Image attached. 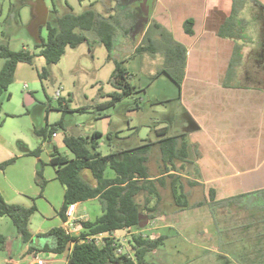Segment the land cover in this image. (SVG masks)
I'll list each match as a JSON object with an SVG mask.
<instances>
[{"label": "rangeland", "instance_id": "1", "mask_svg": "<svg viewBox=\"0 0 264 264\" xmlns=\"http://www.w3.org/2000/svg\"><path fill=\"white\" fill-rule=\"evenodd\" d=\"M152 3L153 0H84L81 3L77 0H0V46L5 45L11 51L28 50L34 55L32 64H17L13 82L0 96V141L4 142L0 145V157L15 159L10 166L0 170L1 176L10 178L15 187H20L16 181L23 179L19 172L23 171L28 158L24 150L40 148L41 139L34 134V130L44 128L46 124L50 126L62 121L66 130H58L57 137L51 138L40 150L43 171L46 168L51 172L53 168L47 164V160L53 145L58 154L72 158L63 145L65 133L86 137L94 130L104 132L102 138L97 139L101 154L115 153L149 142L152 143L150 157H157L158 147L155 144L159 137L155 128L167 126L168 135L180 131L178 124L181 121L185 124V120L178 104V87L166 76L148 84L149 75L157 69L156 63L149 60L147 65L140 66L138 55L126 58L148 21ZM86 10H94L104 16L117 15L119 18L121 25L115 36L113 51L110 52L111 60L107 61V51L93 33L86 31L82 33L86 42L75 48L67 47L57 64L47 65L38 56L39 49L34 46L39 37L46 41V25L57 28L59 17L68 13L78 15ZM3 62L0 57V69ZM115 62L131 74L129 83L134 87V92L113 106L99 110L97 107L109 101L107 94L114 90L108 79ZM43 69L48 70L47 77L40 76ZM24 85L26 88H23ZM58 87L62 88V104H67L70 111L59 109V103L53 97ZM27 94L32 99L29 102L26 100ZM127 124L133 127L130 131ZM107 174L113 176L109 169ZM85 177L91 180L88 173ZM202 198L201 191L194 192L189 202ZM261 198L260 201L264 200ZM29 199L31 201L22 196L13 200V204L24 206L38 200ZM83 205L86 207L84 214L87 213L90 219L100 215L98 202H84L81 207ZM214 209V236L202 234L200 220L192 225L180 226L179 234L168 229L161 230L159 233L168 238L158 247L156 255H146V264H264V223H257L249 208L240 210L230 204ZM78 214H83L81 208ZM197 217L202 218L195 214ZM43 220L37 209L30 218L29 229L34 231L44 223ZM0 234L9 237L13 243V263L27 264L29 254L19 256V250L24 253L30 243L25 244L20 240L6 216L0 217ZM0 256H3V252H0ZM40 257H43V253L31 256Z\"/></svg>", "mask_w": 264, "mask_h": 264}, {"label": "crops", "instance_id": "2", "mask_svg": "<svg viewBox=\"0 0 264 264\" xmlns=\"http://www.w3.org/2000/svg\"><path fill=\"white\" fill-rule=\"evenodd\" d=\"M149 14L148 21L133 42L126 58L136 56L135 49L153 20L171 35L173 41L184 48V63H179L180 87L177 94L185 124L179 122L180 131L170 136H183L186 158L164 162L157 144V157H150L149 150L146 162L149 180L155 181L163 177V185L154 184L160 195L158 202L148 192L140 194L138 202L142 205L148 200L146 206L150 208L156 205L157 211L153 212L151 221L135 230L144 237L154 239L161 236L165 241L168 236L159 233L161 230L168 229L179 234L180 226L202 221V234L214 236L215 218L211 211L207 205L196 207L193 204L207 199L209 192H212L214 200L219 201L264 190V0H153ZM188 20L192 22L191 34L184 30V23ZM235 45H240L241 59L239 65L231 70L229 67ZM175 49L172 47L165 52L175 56L178 54ZM149 60L156 63L157 69L149 75L148 84L165 76L159 75L151 79L163 64L175 63L177 67L178 63V58L175 57L157 55L151 58L148 55H139L140 66L147 65ZM130 77L127 70L128 81ZM26 100H32L29 94L26 95ZM103 104L97 108L103 110ZM127 128L130 131L133 127L127 124ZM163 129L168 135L167 126L155 128L159 139L163 137L159 135ZM94 132L101 134L99 138L104 135V132L94 130L86 137L89 138ZM56 137L57 134L52 138ZM0 142L2 146L3 140ZM44 144L40 145V150ZM54 150L55 145L49 151L47 164ZM28 151L31 149L24 150L26 154ZM27 155L23 171L19 172L23 179L16 181L20 187H15L10 178L0 175V194L6 202L13 204V200L22 196L27 201H31L29 198H38L34 205L44 218V223L34 231L29 229L34 239L29 242L30 246H26L24 253L19 250V256L28 253L29 248L39 250L43 246L53 247L51 238L37 237V234L52 227H61L62 222L58 212L64 190L56 179L55 169L52 167V172L44 169L46 184L40 194V189L34 182V174L41 156ZM5 158L0 157V162L5 161ZM170 174L175 175V178L168 176ZM105 176L111 178L114 174L109 176L106 171ZM173 184L177 195L181 187L187 196L188 205L194 207L179 208V202L175 203L171 194ZM199 191L203 198L189 202V197ZM92 202L97 201H85ZM82 203L84 202L75 203L76 215H79L81 208V215H86V220L93 221L87 213L84 214L86 207H81ZM30 205L29 203L24 206ZM195 214L202 218H195ZM5 237L0 264H14L13 243L9 237ZM158 247L150 253L156 255ZM204 248L208 249L206 246ZM32 254H29L27 264H36V260L31 258ZM40 258L46 264H66V254L47 252Z\"/></svg>", "mask_w": 264, "mask_h": 264}, {"label": "trees", "instance_id": "3", "mask_svg": "<svg viewBox=\"0 0 264 264\" xmlns=\"http://www.w3.org/2000/svg\"><path fill=\"white\" fill-rule=\"evenodd\" d=\"M77 1L81 3L84 0ZM69 9L71 10L70 7ZM191 23L190 20L184 23V30L188 34L192 33ZM120 25L117 15L104 16L94 10H86L78 15L68 13L57 19V28L47 24L46 41L39 37V41L34 46L39 49L38 56L42 57L47 65L57 64L67 47L75 48L86 42V38L82 33L87 31L92 32L95 39L104 46L108 54L106 59L110 61V52L113 51L115 36ZM172 47L178 50V54L175 56L165 52L166 49ZM239 49L240 45H235L229 67L231 70H234L240 63ZM134 53L138 56L148 55L151 58L157 55L178 58L177 67L175 63L173 65L165 63L152 75L151 79H155L159 75H165L174 82L179 90V63L180 61L184 63L185 50L180 44L172 40L171 35L161 25L154 20L151 21ZM33 56L28 50L11 51L5 45L0 46V57L4 60L0 69V96L13 82L17 64H32ZM48 74V70L43 69L40 76L47 77ZM108 83L114 90L108 94L110 99L103 104L104 109L111 107L117 101L130 96L134 92V87L127 79V70L117 62H115ZM9 97L10 94L7 95L8 99ZM57 101L60 110L70 111L67 104H62L61 98ZM58 130L66 131L62 121L50 126L46 124L44 128L34 130V134L40 137L42 144L49 142L50 138L53 137L52 135H56ZM166 134L165 129L161 130L159 135L163 137L156 142L159 146L161 159L164 162H172L174 159H185L186 145L182 142L183 136ZM100 136L101 134L97 132H94L89 138L74 137L65 133L63 145L72 154V158L68 159L54 150L48 161V165L55 169L56 179L64 190L62 205L58 212L62 221L65 219L66 208L71 204L96 200L100 206L101 213L96 219L81 223L80 238L104 232L139 228L143 223L151 221L154 217L153 212L157 211L156 205L150 208L147 207L146 203L148 200L141 205L138 202V198L140 194L148 192L158 202L160 195L154 184L163 185V177L155 181L149 180L146 162L147 153L152 143L144 142L132 148L101 155L98 151L99 143L97 142ZM27 153L38 157L40 148ZM14 162L15 159L13 158L0 162V170H4ZM108 169L114 174L111 178L105 176V172ZM87 173L91 180L85 177ZM168 176L175 178L173 174ZM34 181L39 187L41 194L46 180L43 176V163L40 160L35 170ZM180 188L178 195L174 184L171 188L172 197L175 203L178 204L179 202L180 209L207 205L211 213H213L214 207L223 208L234 204L235 207L240 209H251L252 215L256 217L254 218L255 221L264 223V200L260 201L261 197L264 198V190L219 201L214 200L212 192H209L207 199L193 204L194 206H189L187 196L183 189ZM34 212H36L34 203L28 207L8 203L0 194V217L6 216L11 220L20 240L25 244H28L32 239L28 226ZM37 237L51 238L54 245L53 247L43 246L39 250L29 248V254L33 253L34 257L38 253L47 252L66 254V264H146V255L164 241V237L161 236L151 239L150 237L133 235L129 241L133 250V255L130 257L116 255L110 245V240H107L100 247L93 243H80L79 237L67 236L61 227H52L46 232L37 234ZM5 242L6 237L0 235V252L4 251ZM71 242L73 243L72 248H70Z\"/></svg>", "mask_w": 264, "mask_h": 264}, {"label": "built area", "instance_id": "4", "mask_svg": "<svg viewBox=\"0 0 264 264\" xmlns=\"http://www.w3.org/2000/svg\"><path fill=\"white\" fill-rule=\"evenodd\" d=\"M26 88V85L23 86ZM62 88L58 87L54 93L53 97L58 100L61 96ZM55 137V134L52 135ZM65 219L61 222V228L67 236L79 237L82 231L81 223L87 221L86 215H76V204L69 205L65 210ZM133 235H141L138 230L133 228H128L120 231L114 232H104L97 235H88L80 238V243H93L100 247L105 244L107 240H110V245L114 250L116 255H126L132 257L133 250L130 246V239ZM142 236V235H141ZM144 237V236H142ZM73 243L71 242L70 248H72ZM36 264H46V262L41 258H34Z\"/></svg>", "mask_w": 264, "mask_h": 264}, {"label": "water", "instance_id": "5", "mask_svg": "<svg viewBox=\"0 0 264 264\" xmlns=\"http://www.w3.org/2000/svg\"><path fill=\"white\" fill-rule=\"evenodd\" d=\"M146 225V222L145 223H143L142 225H140V227H143V226H145Z\"/></svg>", "mask_w": 264, "mask_h": 264}]
</instances>
